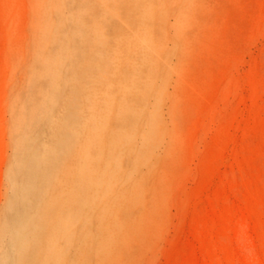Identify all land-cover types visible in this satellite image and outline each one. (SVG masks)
I'll use <instances>...</instances> for the list:
<instances>
[{
    "label": "rangeland",
    "instance_id": "obj_1",
    "mask_svg": "<svg viewBox=\"0 0 264 264\" xmlns=\"http://www.w3.org/2000/svg\"><path fill=\"white\" fill-rule=\"evenodd\" d=\"M0 264H264V0H0Z\"/></svg>",
    "mask_w": 264,
    "mask_h": 264
}]
</instances>
